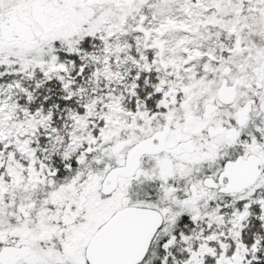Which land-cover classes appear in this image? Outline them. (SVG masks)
<instances>
[{"label": "snow or ice", "instance_id": "1", "mask_svg": "<svg viewBox=\"0 0 264 264\" xmlns=\"http://www.w3.org/2000/svg\"><path fill=\"white\" fill-rule=\"evenodd\" d=\"M0 264H264V0H0Z\"/></svg>", "mask_w": 264, "mask_h": 264}]
</instances>
